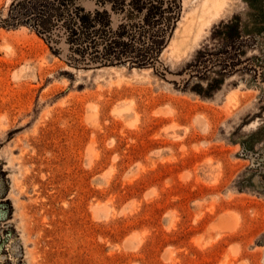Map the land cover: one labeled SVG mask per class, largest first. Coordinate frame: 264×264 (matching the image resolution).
<instances>
[{"label": "rangeland", "instance_id": "obj_1", "mask_svg": "<svg viewBox=\"0 0 264 264\" xmlns=\"http://www.w3.org/2000/svg\"><path fill=\"white\" fill-rule=\"evenodd\" d=\"M202 1L100 62L69 1L0 0V264H264V0L177 55Z\"/></svg>", "mask_w": 264, "mask_h": 264}, {"label": "trees", "instance_id": "obj_2", "mask_svg": "<svg viewBox=\"0 0 264 264\" xmlns=\"http://www.w3.org/2000/svg\"><path fill=\"white\" fill-rule=\"evenodd\" d=\"M65 1H69L73 6L71 11L73 12V38L88 37L90 47L95 49V58L100 62L109 60L112 53L117 57H128L135 62L154 60L179 10V0H86L91 7H86L83 2L78 3L82 0ZM108 4L110 7L107 6ZM114 12L122 14L117 25ZM38 22L40 24L35 27L40 29L39 26H41L40 30L47 31L45 23L40 19ZM114 23L117 26L116 29H114L116 27ZM128 32H130L129 41L135 42V36L139 37L137 42L140 44L141 51L136 54L130 52L131 55H129L124 49L125 44L121 41ZM98 44L102 45V50L97 49ZM111 49L112 52H109Z\"/></svg>", "mask_w": 264, "mask_h": 264}, {"label": "bare ground", "instance_id": "obj_3", "mask_svg": "<svg viewBox=\"0 0 264 264\" xmlns=\"http://www.w3.org/2000/svg\"><path fill=\"white\" fill-rule=\"evenodd\" d=\"M222 3L223 0H203L202 3L192 11L193 14L186 13L185 16L182 17L183 23H181V20L178 21L182 27L181 29L175 28L174 33H177V36L172 39V44L174 45L177 55L180 53L183 45H185L183 50L187 46V40L192 35L191 31L196 29L193 34V40H195L196 36L201 31V26L209 23L210 18L217 14Z\"/></svg>", "mask_w": 264, "mask_h": 264}]
</instances>
